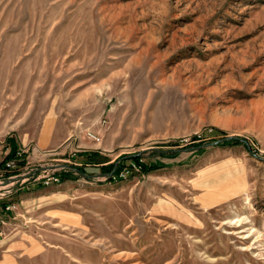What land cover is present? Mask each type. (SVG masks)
Listing matches in <instances>:
<instances>
[{
    "label": "rangeland",
    "instance_id": "obj_1",
    "mask_svg": "<svg viewBox=\"0 0 264 264\" xmlns=\"http://www.w3.org/2000/svg\"><path fill=\"white\" fill-rule=\"evenodd\" d=\"M1 149L3 264H264V0H0Z\"/></svg>",
    "mask_w": 264,
    "mask_h": 264
},
{
    "label": "built area",
    "instance_id": "obj_2",
    "mask_svg": "<svg viewBox=\"0 0 264 264\" xmlns=\"http://www.w3.org/2000/svg\"><path fill=\"white\" fill-rule=\"evenodd\" d=\"M91 137L94 136L91 135ZM0 153L7 154L8 150L1 149ZM2 159L3 158L0 159V162L2 161ZM22 167L23 166H19V162H17L15 159H5L2 163H0V240L3 236V225L5 224L6 217L9 215V213L13 212L14 208L16 207L15 205L9 209H2L1 200L3 197L13 193V186L15 182H25L29 179V177L24 178L25 176H27L25 174H17L19 171H22ZM51 180L55 182L59 181L58 178L52 177L46 179L43 184L50 183Z\"/></svg>",
    "mask_w": 264,
    "mask_h": 264
},
{
    "label": "crops",
    "instance_id": "obj_3",
    "mask_svg": "<svg viewBox=\"0 0 264 264\" xmlns=\"http://www.w3.org/2000/svg\"><path fill=\"white\" fill-rule=\"evenodd\" d=\"M58 133H56L55 127L50 126L49 123L44 125L39 132V135L37 137V146L42 149L50 146H56L58 143L57 138ZM4 240L0 242V246L3 244ZM3 261H0V264H3Z\"/></svg>",
    "mask_w": 264,
    "mask_h": 264
},
{
    "label": "bare ground",
    "instance_id": "obj_4",
    "mask_svg": "<svg viewBox=\"0 0 264 264\" xmlns=\"http://www.w3.org/2000/svg\"><path fill=\"white\" fill-rule=\"evenodd\" d=\"M44 184H49V183H44ZM11 195H13V193L2 198V200H1V208L2 209H9V208L14 206L13 201L12 200H8L6 198V197H9Z\"/></svg>",
    "mask_w": 264,
    "mask_h": 264
},
{
    "label": "trees",
    "instance_id": "obj_5",
    "mask_svg": "<svg viewBox=\"0 0 264 264\" xmlns=\"http://www.w3.org/2000/svg\"><path fill=\"white\" fill-rule=\"evenodd\" d=\"M94 155V154H91V156ZM88 157V159L90 158L89 155H86Z\"/></svg>",
    "mask_w": 264,
    "mask_h": 264
}]
</instances>
